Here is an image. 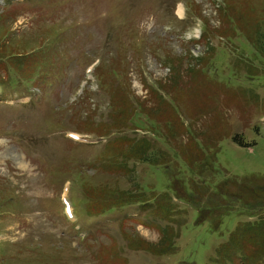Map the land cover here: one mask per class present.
Masks as SVG:
<instances>
[{
  "label": "rangeland",
  "instance_id": "rangeland-1",
  "mask_svg": "<svg viewBox=\"0 0 264 264\" xmlns=\"http://www.w3.org/2000/svg\"><path fill=\"white\" fill-rule=\"evenodd\" d=\"M224 1L225 7L222 0H0V16L7 15L0 22L4 36L0 41V264H223L217 259L219 246L228 240L226 246L230 245V233L248 222L247 217L229 215L214 231L208 220L197 222V209L173 193L163 170L147 172L146 165H134L124 177L110 163L108 169L98 171L92 165L104 157L100 152L105 142L94 139L101 133L95 128L111 127L102 135L116 133L112 139H140V133L125 126L126 110L137 108L139 101L150 107L163 105L159 95L148 89L155 81L169 90L180 79L173 91L184 97L183 118L197 116L194 136L212 127L208 142L198 147L201 152L216 149L215 171L264 176V58L258 55L259 46L244 44L238 34L254 33L259 25L264 29V0ZM180 2L187 25H194L191 35L203 29L201 46L190 42L187 25L173 17ZM225 33L231 39L221 41ZM222 51L227 56L218 59ZM11 54L18 64L23 65L26 57L37 62L31 67L37 87L15 71L11 84L32 88L34 101L28 107H21L26 100L6 88ZM204 59H215L214 73H197ZM187 62H193L195 71L188 69ZM82 86L84 93L79 95ZM106 86L114 89L105 91ZM7 101L14 105H6ZM69 132L81 133L80 141L70 140ZM236 134L248 147L233 141ZM182 136L183 145L191 140ZM212 137L218 138L216 146L211 145ZM150 140L153 135L143 141ZM95 141L101 145L90 144ZM155 145L168 151L162 141ZM125 153L136 160L133 153ZM118 163L123 165V154ZM78 168L85 182L77 180ZM66 180L73 184L68 199L74 226L67 224L61 208ZM143 180L152 187L136 190ZM123 190L128 195L143 192L132 193L135 206L127 210L137 221L121 211L107 217V210L95 213L94 207L103 200L112 198L116 204ZM149 192L156 196L145 198ZM162 228L167 229L165 243L158 244L156 231Z\"/></svg>",
  "mask_w": 264,
  "mask_h": 264
},
{
  "label": "trees",
  "instance_id": "trees-1",
  "mask_svg": "<svg viewBox=\"0 0 264 264\" xmlns=\"http://www.w3.org/2000/svg\"><path fill=\"white\" fill-rule=\"evenodd\" d=\"M6 18L7 15L2 13L0 22H4ZM233 32L232 34H235L236 31ZM238 34L241 36V40H243L244 44L250 42L259 46L258 55L264 58V40L261 39L264 32L260 30V25L255 29L254 33L245 34L240 31ZM224 35L227 36V34ZM3 37V35H0V41ZM226 38H228V36ZM226 56L227 54L224 52L223 57L220 59H225ZM11 57L14 60H8L7 64L12 69L6 72V78L10 72L9 80H7L9 84H12L14 71L23 79L31 80V78L35 77L33 75L34 70L32 71L31 68L37 63L36 61L34 62V58L30 57L32 59L30 62V58L25 56V62L22 65L16 62L18 60L14 57V54H11ZM26 61L29 62L26 63ZM204 64L210 72L214 73L213 64H215V61L212 63L204 61ZM116 77L121 78L119 74H117ZM121 87L122 86L116 87L115 91ZM113 89L114 88L106 86L105 91ZM173 90L174 89L167 93L180 104H184L182 103L184 97L174 94ZM227 93L230 94L231 99H235V97L231 96V92ZM111 106H113V104ZM163 110L164 107H161V105L150 107L142 102L136 110L133 109L130 112L126 110L127 114L123 115V120L127 122L125 126L129 127L131 131H150L155 134L156 137L164 142L168 150L172 151V153H168L161 148H159V151H154V146L150 149V145L144 141L132 146L131 144L134 141L120 138L110 141L105 145V150L102 153L104 157H100L99 159V162L103 163L102 168L108 169L106 165L110 163L111 168L115 167L119 171L124 170L123 165L121 166L118 163V156L123 154L125 163V161L130 158V155L125 152L133 153L135 158L142 163L151 166H161L173 193L178 198L197 209L198 223L208 220L214 231L219 230L223 219L229 215L254 218V222L239 223L234 231L230 233V245L228 247L225 246L226 248L221 245L218 254L220 255L221 262H225L227 257L231 261L233 258L239 261L238 264L263 263L264 176L236 177L215 171L214 160L216 149L208 151L207 154H203L202 152L190 149L193 148L194 144L192 140H189L188 143L183 145L182 135L184 133H189V130L185 128L184 124L178 118H171L169 115H164ZM192 116L193 119L189 118L190 129H193L195 122L198 121L196 115L192 114ZM109 129L108 127L103 131V127L100 126L94 130L98 132L101 131L98 135H102L106 134ZM208 129L212 131V127ZM217 140L211 143V145L215 146ZM203 141H208L207 134L203 135ZM233 141L240 147H248L242 135H235ZM121 146H123V153H121ZM117 147L120 149H117ZM180 159L182 163L178 162L176 164V161ZM217 177L221 178L218 182L216 181ZM76 178H78L77 180L79 181L82 179V175L78 173ZM142 193L143 192L139 194ZM150 197H155V194H145V198ZM125 202H130L129 197L126 195L119 197L116 204H112V198L103 200L94 208L95 213H100L105 209L125 204ZM169 211H172V209L170 208ZM169 214H171V212H169ZM165 231H167V229ZM165 231H161L158 244L165 243ZM171 236L174 243L175 234L171 232ZM249 250L253 252L249 253ZM239 256H241V261L239 260Z\"/></svg>",
  "mask_w": 264,
  "mask_h": 264
},
{
  "label": "bare ground",
  "instance_id": "bare-ground-1",
  "mask_svg": "<svg viewBox=\"0 0 264 264\" xmlns=\"http://www.w3.org/2000/svg\"><path fill=\"white\" fill-rule=\"evenodd\" d=\"M70 214H72L71 208H70Z\"/></svg>",
  "mask_w": 264,
  "mask_h": 264
}]
</instances>
